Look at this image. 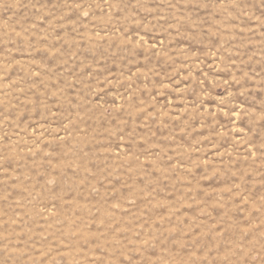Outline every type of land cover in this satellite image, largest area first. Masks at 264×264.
<instances>
[{"label": "rangeland", "instance_id": "374dc122", "mask_svg": "<svg viewBox=\"0 0 264 264\" xmlns=\"http://www.w3.org/2000/svg\"><path fill=\"white\" fill-rule=\"evenodd\" d=\"M0 264H264V0H0Z\"/></svg>", "mask_w": 264, "mask_h": 264}]
</instances>
